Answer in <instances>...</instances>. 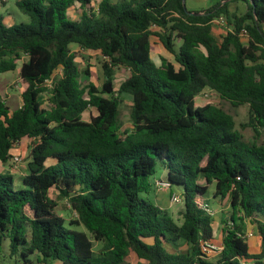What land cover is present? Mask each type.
<instances>
[{
  "label": "trees",
  "instance_id": "16d2710c",
  "mask_svg": "<svg viewBox=\"0 0 264 264\" xmlns=\"http://www.w3.org/2000/svg\"><path fill=\"white\" fill-rule=\"evenodd\" d=\"M233 2L244 4L242 14L230 13ZM91 3L16 0L28 21L9 25L0 15V77L18 69L20 95L6 100L0 90V162L17 142H31L20 186L0 172V251L8 239L14 264H129L131 252L135 264H264V144L246 141L222 106L196 105L208 87L232 107L248 105L242 128L264 131V0H217L201 11L185 0ZM223 15L231 30L217 41L211 22ZM152 37L178 68L153 61ZM71 45L104 59L100 89L81 84ZM117 68L124 79L116 92ZM122 94L132 101L127 132L120 131ZM89 107L96 115L83 121ZM158 162V179L183 197L180 224L145 196ZM212 184L231 207L215 263L201 248L214 241L212 219L197 205ZM51 190L78 214L70 225L86 231L65 224ZM245 220L257 226L258 254L243 238Z\"/></svg>",
  "mask_w": 264,
  "mask_h": 264
},
{
  "label": "rangeland",
  "instance_id": "374dc122",
  "mask_svg": "<svg viewBox=\"0 0 264 264\" xmlns=\"http://www.w3.org/2000/svg\"><path fill=\"white\" fill-rule=\"evenodd\" d=\"M101 0H92V5L94 8L97 7L98 3ZM217 0H185V5L188 10L191 11H201L209 8L211 5H213ZM12 2V0H11ZM12 10L16 12L19 15V18L17 16V22H26L28 21V17L22 14L19 9L16 7L14 1L11 4ZM230 13H235L237 15H240L244 12V4L241 2H233L229 5ZM79 12L77 8H74L71 10L72 16H76V14ZM231 30V26L227 23V19L225 15H223V20H219V18H215L211 22V33L214 36V38L217 41H221L222 37L226 34L227 31ZM240 40L243 44H247L248 42V35L247 34H241L240 33ZM151 42L153 44V52L151 54L152 59L157 65H160L161 59H166L170 62H172L176 67H178V64L175 63L173 56L167 52L161 42L156 38L152 37ZM179 41H176V47H178ZM74 45H71V48ZM76 48L78 50H76ZM72 50V49H71ZM73 50L78 52L77 57L75 58V61L79 67V70L81 72V84L83 86L92 83L97 88L100 89L101 84L104 81L103 76V69L102 65L105 62L104 59L100 54H96L93 51L81 49L78 46L75 45L73 47ZM26 60V58L24 59ZM88 70L89 75L85 74L84 71ZM124 77L119 68L115 69V75H114V89L117 92L119 89L120 84L122 83ZM17 82H19V75H18V69L2 74L0 77V90H3L4 92V98L6 100H10L12 98H16L17 102H20V95L17 87ZM202 91H204L202 98H199L196 101L197 106H203L206 103H213L216 105L222 106L225 111L230 113L236 122V128L240 130L244 136V139L248 142H256L258 144H264V131H261L259 134H257L255 131H253L251 128H242L241 125L245 124L248 120V112L249 107L248 105H242L239 107H232L229 103L223 102L218 94L211 90L208 87H205ZM49 98H50V91H45L40 94V101L42 102L43 108H48L49 106ZM122 103L120 105V122L121 132H127L132 129V125L130 122V111H131V96L128 94H122L121 95ZM96 115L95 109L89 107L86 111L82 113V120L83 121H89L92 116ZM31 142L30 140L23 139L22 141L15 144V148L12 151L13 154H20L22 161L19 164H13L11 159L9 158L8 162L3 164L1 170H5L6 172H10L13 177L15 178V186H20L21 179L27 174L28 171V162L30 160L29 158V150H30ZM50 163H52L54 160L50 159ZM163 164L161 162H158L157 164V170L156 173L151 177V181L154 179L161 178L163 176ZM154 183V182H153ZM200 183H204L203 179H200ZM177 188L173 187V190H176ZM214 184L210 185L207 195L204 197L205 200L210 204L211 208L215 212V216L212 220H214V232L215 237L213 243L216 244V247L222 246L223 238L225 235V232L227 230V223L229 224V218L231 215V207L229 204V200L227 198L221 199L219 197H215L214 195ZM172 193H170L168 190H159L157 188L153 187V190L149 192L146 196L147 199H149L151 202L156 203L157 206H160L162 210L167 212L171 215L173 220L180 224L182 222V211H183V205L181 204H175L172 202ZM50 197L52 199H55L57 202V207L55 209L56 213L63 218H65V224L69 226L72 229L79 230V231H86L85 228L80 224L76 225H70L71 222H78V214L74 209H72L69 201L67 198L59 199L56 197L55 191H50ZM244 226L248 227L249 230L255 231V223L251 220H245ZM218 238L219 241H221V244H218L215 242V238ZM255 239V240H254ZM249 241V252L254 253V250L252 247H257L255 242L257 241L256 238H249L245 239ZM100 248V244L94 241V251H97ZM166 248L169 251H185L186 247L185 245H181L178 249L173 250L168 245ZM256 250V249H255ZM220 249L216 250L213 249L212 252H210V256L212 257L213 263H215L216 258L218 257V254L220 253ZM9 253V240L5 239L3 242L2 251H0V264H14L15 260L14 258H11L8 256ZM260 253V248L258 251L256 250L255 254ZM137 261L136 256L133 252H131L126 262L129 264H135Z\"/></svg>",
  "mask_w": 264,
  "mask_h": 264
},
{
  "label": "built area",
  "instance_id": "2783aa9c",
  "mask_svg": "<svg viewBox=\"0 0 264 264\" xmlns=\"http://www.w3.org/2000/svg\"><path fill=\"white\" fill-rule=\"evenodd\" d=\"M219 20H223V17H219ZM241 34H247V32H246L245 30H243V31L241 32ZM51 84H52V83H51L50 80H48V81L45 82V85H47L48 87H50ZM203 93H204V91H202V92L197 96L196 100H198L199 98H202V96H205V95H203ZM17 143H18V142H17ZM17 143H16V144H17ZM14 146H15V145H14ZM14 148H15V147H13L12 151L14 150ZM12 151H11V157H10L12 163H13V164H19V163L22 161L20 154H13ZM153 187H154V188H157V189H159V190H163V189L167 190V184H166L163 180H161V179H156V180L154 181V183H153ZM171 196H172L171 198H172V202H173V203H175V204H181V205L183 204V197L181 196V194L176 193V192H173ZM197 205H198V207H199L202 211L205 212V214H206L207 216H209L211 219H213V217L215 216V212H214V210L211 208V206H210V204L207 202V200H205V198L199 200V201L197 202ZM252 236H253V233L250 232V233H248V234H245V235L243 236V238H244V239H248V238H250V237H252ZM201 248H202L203 252L206 253V254L209 255V256H210V252H212L213 249H216V250L220 249V251L222 250V246H220V247H216V244H214L213 242H205V243H202V244H201Z\"/></svg>",
  "mask_w": 264,
  "mask_h": 264
},
{
  "label": "crops",
  "instance_id": "0c3cea01",
  "mask_svg": "<svg viewBox=\"0 0 264 264\" xmlns=\"http://www.w3.org/2000/svg\"><path fill=\"white\" fill-rule=\"evenodd\" d=\"M13 1H14V3L16 2V0H12V2H11V0H0V15H2L3 17H4V21H5V23L6 24H13V23H18L16 20H17V16H18V18H19V15L16 13V12H14L13 10H12V6H11V4L13 3ZM99 4V3H98ZM91 5H94V4H92L91 3ZM73 17H74V15H73ZM73 47H75V45L73 46ZM73 47L71 48L72 50H73ZM76 50H78L77 48H76ZM75 50V51H76ZM74 51V50H73ZM77 52V51H76ZM94 53H96V54H99L98 52H96V51H93ZM154 61V60H153ZM176 67V66H175ZM176 68H178V67H176ZM2 166H3V164L0 162V169L2 168ZM3 171H5V170H1L0 172H3ZM156 204V203H155ZM157 205V204H156ZM160 207V206H159ZM161 208V207H160ZM162 209V208H161ZM212 224H213V227H214V220H212ZM243 229H244V232H245V234H248V233H250V232H252L253 233V236L252 237H250V239L251 238H256L257 239V241L255 242V244L257 245V247H252L253 248V250H254V253H252V254H255L256 253V250L258 251V249L260 248V238H259V236H258V233H257V226H256V224H255V227H254V229H255V231H253V230H249V228L248 227H246V226H244L243 227ZM214 237H215V234H214ZM248 240H249V238H248ZM255 240V239H254ZM215 242L216 243H218V244H221V241H219V239L216 237L215 238ZM246 242L249 244L250 242L249 241H247L246 240ZM256 249V250H255Z\"/></svg>",
  "mask_w": 264,
  "mask_h": 264
}]
</instances>
